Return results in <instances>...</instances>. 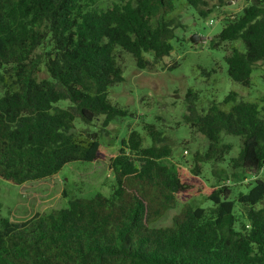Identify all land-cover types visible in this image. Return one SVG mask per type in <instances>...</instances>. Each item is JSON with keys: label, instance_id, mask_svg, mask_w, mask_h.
I'll list each match as a JSON object with an SVG mask.
<instances>
[{"label": "trees", "instance_id": "1", "mask_svg": "<svg viewBox=\"0 0 264 264\" xmlns=\"http://www.w3.org/2000/svg\"><path fill=\"white\" fill-rule=\"evenodd\" d=\"M242 1V13L227 17L212 43H242L243 51L231 47L225 61L229 79L248 87L253 69L264 65V0ZM225 3L0 0V179L23 185L74 162L102 160L98 133L76 124L101 123L106 132L127 114L109 100V90L123 82L120 53L140 70L163 65L184 28L179 6L205 18L212 4ZM192 95L183 119L207 141L193 169L163 163L171 150L154 126L145 127L149 147L130 131L111 163L109 196L73 198L23 222L0 219V264H264V181L256 178L232 200L227 187L207 184L200 166L227 163L232 145L222 134L231 135L241 148L228 166L257 177L264 168V104L230 93L201 114ZM199 196L211 207L188 206ZM178 206L170 225L155 226Z\"/></svg>", "mask_w": 264, "mask_h": 264}, {"label": "rangeland", "instance_id": "2", "mask_svg": "<svg viewBox=\"0 0 264 264\" xmlns=\"http://www.w3.org/2000/svg\"><path fill=\"white\" fill-rule=\"evenodd\" d=\"M225 1L222 7H213L215 4H212V13L205 18L184 4L179 6L176 14L180 15L184 28L176 31V39L171 42L173 52L163 65L140 70L130 54L120 53L123 82L109 90V100L127 114L111 122L106 132L102 131L101 123L91 127L76 124L77 130L98 133L102 160L74 162L51 178L23 185H13L0 179V219L23 222L36 214L64 209L73 198L90 199L96 194L109 196L115 184L111 163L119 152L121 141L127 139L130 131H136L142 138V146H151L146 126H154L165 138L164 145L171 150L169 158L163 160L164 164L173 169H193L194 154L203 152L207 141L190 130L183 119L187 115L189 92L197 96L194 104L201 114L211 104H221L230 93L244 102L264 104V65L253 69L248 87L241 86L229 79L225 59L231 47L243 51L242 43H226L219 47L212 43L222 30L224 20L241 14L245 6L242 0ZM194 35L201 40L192 43ZM40 78H46V74L42 73ZM2 95L0 89V97ZM222 109L227 111L228 106H222ZM222 140L232 145L227 163L201 164V175L209 186L219 184L227 187L231 191V199L235 200L239 194L248 193L256 178L264 181V168L257 177L233 170L228 166V160L237 157L241 140L225 134H222ZM187 204L192 208L211 207V203L200 196ZM181 207L169 211L155 226L170 225ZM235 209L238 211L239 207Z\"/></svg>", "mask_w": 264, "mask_h": 264}, {"label": "water", "instance_id": "3", "mask_svg": "<svg viewBox=\"0 0 264 264\" xmlns=\"http://www.w3.org/2000/svg\"><path fill=\"white\" fill-rule=\"evenodd\" d=\"M198 40H201V38H199L197 35H194V36L191 37V42L192 43H197Z\"/></svg>", "mask_w": 264, "mask_h": 264}]
</instances>
